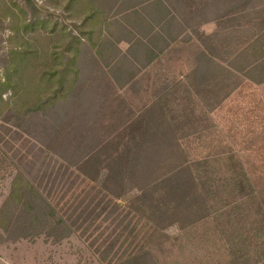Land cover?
Returning <instances> with one entry per match:
<instances>
[{"label": "trees", "instance_id": "obj_1", "mask_svg": "<svg viewBox=\"0 0 264 264\" xmlns=\"http://www.w3.org/2000/svg\"><path fill=\"white\" fill-rule=\"evenodd\" d=\"M14 4L18 13L10 10L18 41L0 66V134L10 135L5 139L8 152L1 154V160L12 161L7 165L12 183L0 208V229L12 240L42 234L60 239L79 233L91 240L90 247L101 242L95 252L105 264H160L156 249L164 243L158 237L170 238L162 224L177 222L185 230L200 222L179 201L178 171L190 165V159L183 142L169 133L173 108L166 91L135 114L137 130L126 140L106 135L103 118H108L111 108L110 86L134 88L139 94L135 87L141 71L180 44L195 45L193 36H199V27L210 21L222 25L224 33L213 44L204 41V47L193 54L196 86L211 73L215 44L226 56V78H238V70H243L255 83L264 82V0H23L22 5ZM226 21L232 24L225 25ZM123 43L126 49L120 47ZM87 51L92 62L86 67L82 59ZM253 72L256 75H249ZM120 108L133 111L116 105ZM144 129L161 137L153 139ZM223 163L226 167L214 170L206 180L198 179L200 170L192 180L206 189L208 198L215 193L213 184L219 182L232 199L224 215L232 218L238 205L258 201V190L238 157L231 154ZM70 167L69 178L77 174L81 180L53 195L50 178L58 179L57 173ZM155 170L159 176L144 185L142 177ZM80 185L88 189L84 197L76 195ZM135 189L138 194L124 200ZM248 214L246 229L252 231L253 226L256 238L252 240L258 242L264 210L251 206ZM262 252L259 256L264 260ZM247 255L251 259L252 251L240 258Z\"/></svg>", "mask_w": 264, "mask_h": 264}, {"label": "rangeland", "instance_id": "obj_2", "mask_svg": "<svg viewBox=\"0 0 264 264\" xmlns=\"http://www.w3.org/2000/svg\"><path fill=\"white\" fill-rule=\"evenodd\" d=\"M38 1L42 3V0ZM14 3L22 5L23 0H0V66L9 49L17 45L18 41L12 22L14 15L10 10L18 13ZM9 10L11 15L5 17ZM50 10H54L58 15L61 13V9L50 7ZM57 17L61 19V16ZM226 24L231 25L232 21H226ZM198 31L199 36H193L197 38L195 45L180 44L165 53L158 63L141 71L137 77L138 85L135 87L139 94H136L134 88L119 89L114 84L110 86L111 108L108 110V118H103L106 122L103 127L107 131L106 135L126 140L137 130L138 123L135 119L138 115L135 114L140 113L151 98L166 91L173 108L169 133L172 138L176 137L183 142L190 159V165L183 166L178 171L177 182L182 194L179 201L187 207L191 215L200 217V222L185 230L177 222L171 225L162 224L163 233L170 238L158 237V242L164 243L156 249L158 261L160 264H264V260L259 256L264 251V222L258 242L252 240L256 238L253 226L252 231L246 229L251 206H254L255 211L260 208L264 210V82L255 83L247 78L248 74L243 70H238V78H226V56L219 49L221 46L215 44L217 51L215 58L213 57V66L209 67L211 73L208 79L197 87L192 76L196 61L193 54L204 47V41L213 44L217 37L224 33L222 25L214 21L204 23ZM13 37L15 41L12 40ZM120 47L126 49L127 45L123 43ZM87 53V57L82 59L86 67L92 62L91 54L89 51ZM236 68L240 69L238 66ZM249 75L256 74L253 72ZM104 85L106 84L102 83V86ZM83 86L86 87V83ZM116 105H126L133 111L122 112L121 108L116 109ZM150 131L145 130L153 139L161 137V133ZM2 134L4 137L0 134V208L11 191L12 183V172L10 166H7L12 161L1 160V154L8 152L5 139L10 138V135L4 132ZM231 154L241 160L248 172L249 179L258 190V201L238 205L236 214L229 218L224 215V211L225 205L232 199L225 194L219 182L213 184L215 193L208 198L204 192L205 188H198V185L193 184L192 175L197 176L200 170L202 172L198 179L206 180L214 170L226 167L223 160ZM97 164V161L93 163ZM88 168L92 170L93 166ZM68 173H72V167L57 173L58 179L50 178L53 183V195L65 189L71 182L76 185L75 179L81 180L77 174H72V179L69 178ZM158 176L159 171L155 170L149 173L148 177H142L144 185ZM87 190L84 185H80L76 195L84 197L89 193ZM136 194V189L130 191L124 200H132ZM76 204L77 201L73 202V205ZM123 210L122 208L120 211ZM252 221L255 223L254 214ZM90 242L91 240L85 236L82 238L79 233L60 239L42 234L36 238L12 240L0 229V264H105L98 260V254L95 252L101 242L93 247H90ZM248 249L252 251V258H248V255L240 258Z\"/></svg>", "mask_w": 264, "mask_h": 264}]
</instances>
